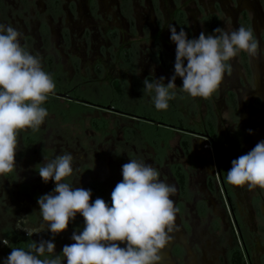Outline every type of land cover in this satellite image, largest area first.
Segmentation results:
<instances>
[{"label": "flooded vegetation", "instance_id": "obj_1", "mask_svg": "<svg viewBox=\"0 0 264 264\" xmlns=\"http://www.w3.org/2000/svg\"><path fill=\"white\" fill-rule=\"evenodd\" d=\"M135 1L140 5L138 11L134 9ZM222 2L227 0H192L200 14L198 23L206 34L222 28ZM239 2L243 7L238 10L237 20L232 18L231 26L252 29L250 14L253 13L261 18L260 27L264 31V0ZM96 3V0H0V24L11 25L23 33L22 46L40 56L43 70L52 75L56 85L54 93L42 105L48 111L44 123L36 131L26 129L18 133L16 166L11 173L0 175V211L3 212L0 242H8L0 246V255L10 254L15 235L30 243L38 242L41 237L51 239L49 232L33 234L30 238L17 231L16 222L18 217L28 216L30 225H38L41 218L37 200L55 187L54 181H42L38 169L45 158L51 160L70 153L73 174L64 182L91 189L92 201L99 197L109 205L112 190L122 180V165L129 159H142L158 169L160 179L176 188L170 198L178 212L168 242L181 264H264V253L260 255L255 236L242 229L240 207L230 187L241 191L246 185L237 187L226 182L231 162L254 146L253 133L264 134L261 78L264 54L253 57L256 92L247 94L249 101L243 112L246 121L235 118L241 113L233 92L234 78L224 75V95L216 90L211 97L215 94L223 97L221 112L229 120L219 119L211 97L202 98L204 110L199 129L188 122L187 113L196 115L197 106L189 94L180 90L181 78L175 81L177 87L173 91L177 95L169 101L167 110H157L152 103L154 93L143 92L146 78L150 82L160 77L169 80L174 74L176 45L169 41L173 44L164 47L158 36L164 33L166 21L177 32L183 28L189 39L194 38L192 19L186 15L184 0H112L113 13L109 19L121 23L122 28L109 25L107 29L100 25L104 19ZM137 33L145 41H152L151 45H139L135 40ZM123 36L127 38V46L121 44ZM257 41V52H264V38L261 36ZM107 54L110 57L107 61L116 65L124 77L102 79L105 77L102 62L106 60L96 58ZM238 56L240 65L247 67L248 54L240 52ZM93 60L91 71L88 63ZM65 64L73 71L71 78L62 71ZM82 68L85 72L81 75ZM91 73H95V78ZM103 109L136 122L120 123L117 119L114 127L107 130L105 119L92 116ZM84 114L91 115L88 123ZM251 117L254 120L249 122ZM172 131L179 133L176 144H169ZM197 144H202L204 150L198 151ZM237 153L236 158L230 156ZM83 226L84 219L78 213L67 230L55 236L53 242L61 244V249L55 252L59 254L64 245L74 243L73 231H82Z\"/></svg>", "mask_w": 264, "mask_h": 264}, {"label": "clouds", "instance_id": "obj_2", "mask_svg": "<svg viewBox=\"0 0 264 264\" xmlns=\"http://www.w3.org/2000/svg\"><path fill=\"white\" fill-rule=\"evenodd\" d=\"M168 29L176 45L174 74L167 84L165 77L143 81V92L154 93L152 103L157 110H167L176 97L177 77L182 79V92L208 99L218 89L225 70L230 71L226 62L240 52L257 55L258 41L244 26L231 32L217 27L211 34L202 31L192 39L183 28L177 32L169 25ZM22 37L15 27L0 24V175L14 170L18 133L40 128L48 116L42 105L56 88L52 75L43 70L40 56L22 46ZM72 162L70 153L45 158L39 176L44 183L54 181L55 187L37 200L41 219L38 225H30L28 216L18 217L16 222L17 231L30 238L49 232L51 239L31 240L27 250L12 248L3 264H158L178 212L170 198L176 193L175 186L160 179L152 164L129 159L122 165V180L112 190L109 205L99 197L92 201L91 189L64 182L73 174ZM231 163L228 184L264 190V141ZM78 213L84 219L83 230L73 231L74 243L64 245L57 254L55 236L67 230ZM3 244L8 245L7 240Z\"/></svg>", "mask_w": 264, "mask_h": 264}, {"label": "rangeland", "instance_id": "obj_3", "mask_svg": "<svg viewBox=\"0 0 264 264\" xmlns=\"http://www.w3.org/2000/svg\"><path fill=\"white\" fill-rule=\"evenodd\" d=\"M97 3V10L100 14V16L102 17L103 22H101V26L104 29H107L109 25H118L119 27L122 28V24L119 22H116L114 19H109L110 16L113 13V3L112 0H96ZM239 1L241 0H227V3L222 2L221 3V25L222 28L225 31L231 32L233 30H236L237 28H233L234 25L231 26V23L233 21V17L234 19L237 20V14H238V10L240 8L243 7L242 3H240ZM136 3H134V9H136V11H138L140 9V5L137 3V1H135ZM192 0H184V9L186 11V15L188 18L192 19L191 23L193 26V36L194 38H198L200 33L202 32L200 23H198V18L200 17V14L197 13V10L195 9L194 5H192ZM202 4V2H201ZM167 11V10H166ZM168 14V13H167ZM252 18V19H251ZM250 19H251V27H252V32H253V36L255 34L256 39L259 40V38L262 36L264 38V31L262 30V28L260 27L261 25V18L260 17H256L255 14L251 13L250 14ZM258 20L260 22H258ZM108 23V24H107ZM234 23V22H233ZM237 26V25H236ZM264 26V25H262ZM169 25L166 21V29L164 30L163 34H158V36H161L160 40H161V44L164 47H170L172 44L170 43V31H169ZM250 29V28H248ZM255 31V32H254ZM152 33V32H151ZM153 35V34H152ZM126 36H123L122 40H121V44L123 46H127L128 42L126 40ZM135 40L139 43V45L143 46H150L152 41H145L142 34L141 33H137V35L135 36ZM152 40V38H151ZM170 41V42H169ZM146 44V45H145ZM258 54H264V52L258 51ZM256 55V56H257ZM238 55L234 58H232L230 61H228V64L230 65V71L229 70H225V76H230L234 78V82L232 83L233 86V92L236 95V100L238 103V112L241 113V115H235V118H241L243 119V122H245L246 120H244L245 115H243V112L246 110V105L248 104V97L247 94H250L251 91L256 92L255 89V64L253 61V57L255 58V56H249L248 55V61L247 63V67L244 65H240L239 63V59H238ZM264 57V55H263ZM110 60L109 55H105L104 57H97L96 60L98 61H102V60H106L103 61L102 63H104V70H103V74L105 75V77H103L102 79L108 81L110 77L112 76H125L124 73H122L119 68L114 64H111L112 62L107 61ZM95 61H91V63L89 64V67L92 71V65ZM186 64V62H185ZM62 67V66H61ZM250 70H249V69ZM62 71H64L66 73V76L68 78H71V76L73 75V71L70 68V66H67V64L63 65L62 67ZM84 68L81 69L80 74H84ZM91 75L95 78V73H91ZM262 80H264V76L261 77ZM168 81L167 79L164 80L165 83ZM217 90H221V92L219 93V95L224 93V82L223 79L218 87ZM219 95L217 96L215 94V97H211L212 98V102L214 104V110L217 114V116L219 117L220 120H229L227 118L226 115H223V113L221 112L223 109V104H222V99L223 98L222 95L221 97H219ZM193 98V97H192ZM193 100H195V105L197 106L194 112H196V115L194 113H187L188 115V122L189 123H193L196 124L198 126L199 129H201V123H202V117H203V99L202 97H195L193 98ZM217 102H220L219 104H217ZM254 103V102H253ZM264 106V105H263ZM256 108H259V105L256 104L255 105ZM242 110H241V109ZM183 109V108H182ZM190 110H193L192 107L189 108ZM185 112H189L187 110V108L183 109ZM83 118L85 119V123H88L89 118L91 117V115H82ZM92 116L94 117H102L103 119L106 120L107 122V130H111L114 127V121H116L117 119H119L120 123H124V120L127 121H131V122H136V121H132V120H128V119H124L123 116L120 117V115L117 114H113L108 110L103 109L101 112H98L96 114H93ZM125 117V116H124ZM262 117V115H261ZM264 117V115H263ZM133 118V117H132ZM252 120H254V118L251 119L249 118V122H252ZM42 126V125H41ZM138 128V127H137ZM26 130V129H25ZM172 133V137L170 138L169 144H176L177 143V139L179 137V133L176 132H171ZM254 136L253 138L251 137V139L253 140L254 146L249 148L247 152H249L252 148L255 147V145L259 142V141H264V134L261 133H253ZM205 144V143H203ZM209 145V144H207ZM196 148L198 151H202L203 146L202 144H197ZM209 150V149H207ZM227 156V155H226ZM230 156H233L234 158L238 157V153L237 154H232ZM228 158H230L229 156H227ZM232 164H230V168H231ZM1 177V176H0ZM231 187V191L232 194L234 196L235 202L237 204H239L240 207V216L241 219L243 220V228L245 231H247V233L253 234L255 241H258V246H259V253L262 256L264 253V190L260 189L259 187L249 190L247 185L243 190H239V191H235L234 188ZM3 209V208H2ZM0 214H3V212L0 211ZM228 214V213H227ZM228 220H230L228 218ZM231 224V221H230ZM1 226V225H0ZM2 228V226H1ZM2 230V229H1ZM232 232H233V236L235 238V240L238 242L239 244V240L236 238V234H235V230L232 227ZM1 233V231H0ZM243 233V232H242ZM0 238H2V236H0ZM181 239V238H180ZM169 245V248L166 249H162L159 253V255L161 256L160 261L158 262V264H181L180 258H178V256L172 252V248L170 243H167ZM56 248L55 251L58 252L59 249H61V244L56 243ZM240 245V244H239ZM0 246H5L2 241L0 242ZM254 251V248L252 249ZM4 251V250H3ZM9 255V254H8ZM8 255H0V264H3L4 259L8 256ZM47 256V255H46ZM43 259V257H42Z\"/></svg>", "mask_w": 264, "mask_h": 264}, {"label": "trees", "instance_id": "obj_4", "mask_svg": "<svg viewBox=\"0 0 264 264\" xmlns=\"http://www.w3.org/2000/svg\"><path fill=\"white\" fill-rule=\"evenodd\" d=\"M29 244H30V242H24L19 238L18 235H15L14 239L11 241V250L10 251H12V248H24L25 250H27Z\"/></svg>", "mask_w": 264, "mask_h": 264}]
</instances>
